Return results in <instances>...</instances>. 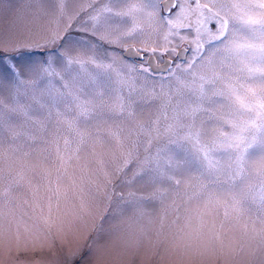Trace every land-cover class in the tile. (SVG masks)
I'll return each instance as SVG.
<instances>
[{
	"label": "snow or ice",
	"instance_id": "1",
	"mask_svg": "<svg viewBox=\"0 0 264 264\" xmlns=\"http://www.w3.org/2000/svg\"><path fill=\"white\" fill-rule=\"evenodd\" d=\"M5 20L0 248L264 264V0H0Z\"/></svg>",
	"mask_w": 264,
	"mask_h": 264
},
{
	"label": "rangeland",
	"instance_id": "2",
	"mask_svg": "<svg viewBox=\"0 0 264 264\" xmlns=\"http://www.w3.org/2000/svg\"><path fill=\"white\" fill-rule=\"evenodd\" d=\"M0 23L6 24L7 21H0ZM30 162L37 166L39 172L42 158L34 155ZM39 258V256L33 257L30 253L18 255L14 251L10 252L7 247L0 248V264H27L28 261Z\"/></svg>",
	"mask_w": 264,
	"mask_h": 264
}]
</instances>
